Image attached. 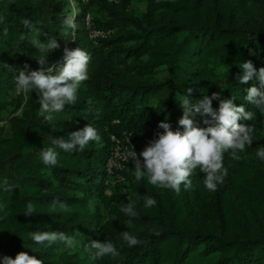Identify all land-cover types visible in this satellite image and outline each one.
<instances>
[{
    "label": "trees",
    "instance_id": "16d2710c",
    "mask_svg": "<svg viewBox=\"0 0 264 264\" xmlns=\"http://www.w3.org/2000/svg\"><path fill=\"white\" fill-rule=\"evenodd\" d=\"M142 1L143 12L134 0H89L66 34L63 21L72 15L67 0H0V117L6 114L10 126L6 136L0 125V257L25 252L43 264H264V161L256 156L257 147H264V111L245 100L259 82L237 79L245 62L264 68V0ZM86 12L94 29L110 34L90 39ZM34 37L59 44L47 54L45 69L62 64L65 48L79 47L90 57L76 103L52 113L50 121L40 114L35 92L28 98L15 92L16 73L4 67L38 70L45 53L33 46ZM189 88L193 104L219 93L254 113L239 122L254 128L253 142L239 161L224 154L228 172L217 190L204 188L199 169L190 177L192 188L181 185L179 194L152 186L146 177L136 181L131 160L109 175L110 137L130 134L139 154L162 133L160 122L178 130L179 103ZM218 104L214 100L212 107ZM190 118L205 126L198 114ZM87 124L96 128L99 142L83 151L55 148L57 165L42 163L39 151L54 147L53 138L67 139ZM116 175L124 180L116 182ZM5 181L17 186L13 192L4 191ZM148 197L156 200L154 207H145ZM128 203L136 217L120 211ZM51 231L75 237L77 244L45 246L31 239V233ZM124 231L142 243L129 247ZM93 240L110 241L119 255L93 259L86 250Z\"/></svg>",
    "mask_w": 264,
    "mask_h": 264
},
{
    "label": "clouds",
    "instance_id": "9594fccd",
    "mask_svg": "<svg viewBox=\"0 0 264 264\" xmlns=\"http://www.w3.org/2000/svg\"><path fill=\"white\" fill-rule=\"evenodd\" d=\"M63 23L66 34L68 29L74 30L76 28L74 14L66 16ZM22 24L28 29L32 27L28 19L22 20ZM31 43L45 53L37 59L40 65L38 70L30 71L28 64L22 68L6 65L4 67L16 73L14 79L17 92L24 93L26 98L29 93L37 94L39 112L45 121H50L53 118L52 113L62 111L65 105L76 103L78 89L88 79L90 57L79 47L72 50L65 48L62 64L59 67L50 66L45 69L47 54L58 49L59 44L55 39L42 43L35 37ZM240 67L243 74L237 77L239 83L259 82V87L254 85L247 89L246 102L264 111V68L257 70L251 61L243 63ZM53 72L56 74H51ZM191 92L192 89L189 88L186 95L181 96L179 105L183 115L177 122L178 130L173 131L168 122H160L158 128L163 130L162 133H156V138L150 140L139 154L132 148L131 152L127 153V158L134 162L133 175L136 181L146 177L152 186L179 194L181 185L186 190L192 188L190 177L199 169L204 176L202 180L204 188L215 192L228 172L223 163L224 154L229 153L232 160L239 161L241 159L239 153H243L246 146L252 144L254 128L239 122L252 120L253 112L246 111L243 106H235L231 99H223L219 93L204 95L193 104L188 99ZM214 100L219 101L215 109L212 107ZM197 114L201 117L204 127L196 126L194 120L190 118ZM92 141L99 142L100 136L95 127L87 124L82 129L71 132L67 139L53 138L51 143L54 147L41 149L39 156L45 166L55 167L58 162L55 148L65 152L83 151ZM256 156L264 161V147H257ZM16 187L5 181L4 191L11 193ZM156 203L154 198L148 197L145 200V207H154ZM57 205L64 211L68 210L66 204L53 201V207ZM26 207L25 215H32L33 204L29 202ZM120 211L130 217L137 215L131 203L122 205ZM121 237L129 247L142 243L127 231L122 232ZM31 239L36 244L45 246H51L58 241L68 247L77 244L75 237L57 231L34 232L31 233ZM86 250L91 251L93 259L119 255L115 245L105 240L87 243ZM0 264H43V261L20 252L15 258L0 257Z\"/></svg>",
    "mask_w": 264,
    "mask_h": 264
},
{
    "label": "built area",
    "instance_id": "2783aa9c",
    "mask_svg": "<svg viewBox=\"0 0 264 264\" xmlns=\"http://www.w3.org/2000/svg\"><path fill=\"white\" fill-rule=\"evenodd\" d=\"M89 0H79V5L88 3ZM123 0H105L106 3L111 5H118ZM73 2V1H72ZM71 0L69 2L71 7H74V2L72 3ZM75 16V15H74ZM84 25L86 32L88 34V37L90 39H95L97 37L105 38L108 33L96 30L93 28L92 23V16L90 15V12H86L84 14ZM110 141L112 143L110 154L107 158L106 162V171L109 175H113L115 172H121L124 170L126 164L129 162L130 159L127 158V153L131 152V148L133 151L136 152V149L131 141V135L128 133H123L121 137L112 135L110 137ZM137 153V152H136ZM119 177V181H123L124 178L116 175Z\"/></svg>",
    "mask_w": 264,
    "mask_h": 264
},
{
    "label": "rangeland",
    "instance_id": "374dc122",
    "mask_svg": "<svg viewBox=\"0 0 264 264\" xmlns=\"http://www.w3.org/2000/svg\"><path fill=\"white\" fill-rule=\"evenodd\" d=\"M72 1L75 4L74 7H71L69 4L70 0H67L68 7H69V9H71L72 14H74L76 16L77 14H79L81 12V7L79 5V0H71V2ZM134 5L140 12H143L145 9V3L142 0H134ZM15 92L18 93L17 90H15ZM0 125H4V127H6L5 135L9 136L10 135V126L8 124L6 114H2V116L0 117ZM106 162H107V160H106ZM118 179H119V177H116L115 181L118 182L119 181Z\"/></svg>",
    "mask_w": 264,
    "mask_h": 264
}]
</instances>
